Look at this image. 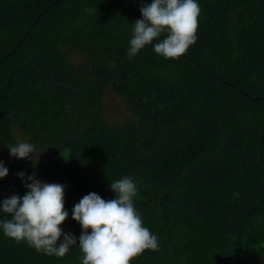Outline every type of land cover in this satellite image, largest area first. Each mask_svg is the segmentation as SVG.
Returning <instances> with one entry per match:
<instances>
[{"label":"trees","instance_id":"16d2710c","mask_svg":"<svg viewBox=\"0 0 264 264\" xmlns=\"http://www.w3.org/2000/svg\"><path fill=\"white\" fill-rule=\"evenodd\" d=\"M197 2L196 43L169 60L159 41L128 55L141 0H0V147L15 158L20 132L40 155L0 203L33 173L62 184L77 240L58 258L0 228V264H82L72 210L124 177L159 244L131 264H264V0ZM109 91L130 119L107 120Z\"/></svg>","mask_w":264,"mask_h":264},{"label":"clouds","instance_id":"9594fccd","mask_svg":"<svg viewBox=\"0 0 264 264\" xmlns=\"http://www.w3.org/2000/svg\"><path fill=\"white\" fill-rule=\"evenodd\" d=\"M140 12L143 18L133 24L130 57L159 41L154 44V52L165 59L178 60L196 43L201 13L197 0H152L151 4L141 0ZM162 34L166 36L160 39ZM9 152L17 159L32 158L34 163L40 156L35 145L26 142L10 146ZM7 175L8 169L0 161V180ZM18 176L23 179L25 174ZM27 181L22 198L12 195L0 203V212L11 217L0 221V228L8 238L63 258L77 246L75 236L61 227L68 218L65 186L42 183L35 173ZM110 187L115 199L106 201L97 193H89L72 210V219L82 228L78 245L82 264H131L145 251L158 250L157 237L144 226L134 206L137 184L133 178L124 177Z\"/></svg>","mask_w":264,"mask_h":264},{"label":"rangeland","instance_id":"374dc122","mask_svg":"<svg viewBox=\"0 0 264 264\" xmlns=\"http://www.w3.org/2000/svg\"><path fill=\"white\" fill-rule=\"evenodd\" d=\"M77 61V58L75 59ZM103 107L105 110L106 118L111 124H118L122 121L131 118V114L126 108L125 101L119 96L115 95L112 91H109L107 96L103 100ZM19 143L25 142L24 136L17 132ZM0 161H3L4 167L8 169L7 177L14 175V170L18 168L24 162L30 161L29 159H17L8 157L0 147ZM36 179L42 183H47L44 179L36 175Z\"/></svg>","mask_w":264,"mask_h":264}]
</instances>
